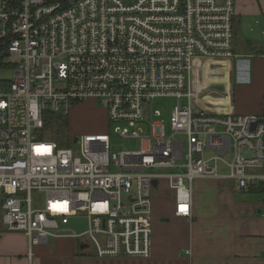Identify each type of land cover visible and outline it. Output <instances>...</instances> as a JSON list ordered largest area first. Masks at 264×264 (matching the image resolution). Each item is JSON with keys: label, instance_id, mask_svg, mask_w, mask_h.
I'll return each instance as SVG.
<instances>
[{"label": "built area", "instance_id": "1", "mask_svg": "<svg viewBox=\"0 0 264 264\" xmlns=\"http://www.w3.org/2000/svg\"><path fill=\"white\" fill-rule=\"evenodd\" d=\"M234 16L235 0H0V232H22L31 261L64 235L99 257L149 258L164 180L178 217L193 215L198 178L242 192L264 182V97L259 114L194 101L195 60L237 56ZM161 97L178 99L169 133ZM89 99L137 150L112 151L106 132L48 135L47 114ZM80 214L87 230L64 234Z\"/></svg>", "mask_w": 264, "mask_h": 264}, {"label": "crops", "instance_id": "2", "mask_svg": "<svg viewBox=\"0 0 264 264\" xmlns=\"http://www.w3.org/2000/svg\"><path fill=\"white\" fill-rule=\"evenodd\" d=\"M233 49L234 58L195 60L194 101L209 112L259 114L264 97V0H235ZM218 181V198L206 194L197 205L194 191L191 217L153 210L149 258L99 257L82 248L78 239L64 235L37 246L31 261L27 241L21 248L9 246V232L1 231L0 264H264V200L237 198L233 195L242 191L232 182ZM61 239L67 240L61 247L70 250L68 259L55 255L62 251Z\"/></svg>", "mask_w": 264, "mask_h": 264}, {"label": "rangeland", "instance_id": "3", "mask_svg": "<svg viewBox=\"0 0 264 264\" xmlns=\"http://www.w3.org/2000/svg\"><path fill=\"white\" fill-rule=\"evenodd\" d=\"M8 74L10 72H7ZM5 73H0V75H4ZM7 75V74H5ZM182 105H188L189 100L185 97L181 100ZM178 105V99L175 97H161L156 100L155 108L161 110L162 112V119L167 126V132H170V117L174 107ZM67 125L63 127L65 132L69 133V136H76L77 134H84V133H99V132H106L111 136V149L112 151H123V150H137L139 148V140L130 137H122L119 134L115 133L113 130V126L110 125L108 121V117L106 115L105 107L97 100H86L85 102L78 103L75 105L68 117H65L64 120ZM57 124L56 123H47L45 130L49 132L48 135L50 137H54L57 131ZM69 145H72V141H69ZM211 153H207L206 156H210ZM221 169H223L221 167ZM231 182L225 183V185L230 184ZM219 181L215 178H198L194 181V191H195V199L197 205L202 203V199L206 194H210L214 198H218L221 196L220 194V186L218 185ZM237 198L239 197H246L250 199H254L255 201H262L264 200V194H257V193H245V192H236L233 195ZM33 198L43 199L44 195L39 196L36 192L33 193ZM152 204L153 210L161 212L158 213L162 215L166 212L169 214L171 210L176 209L175 198L172 191H170L167 187V183L164 180L159 188L153 196H152ZM157 208V209H156ZM157 216V214H156ZM65 229L67 234H81L88 228V219L85 215H77L70 218V222L68 225L63 226L62 229ZM63 229V230H64ZM22 232L15 231L9 232L7 237L9 238V246H15V248H21L24 245ZM67 242V240L61 239L59 241L60 247L61 244ZM41 245V244H40ZM34 246V254L36 253V247ZM29 248V244L27 242V251ZM57 247H53L55 250ZM65 248V249H64ZM62 251L57 250L58 255L57 258H65L66 255L69 256L70 250H67L66 247H61ZM77 249V248H76ZM78 253L82 255L80 247H78ZM89 252H94V249L90 248ZM28 257V256H27ZM65 259H68L65 258Z\"/></svg>", "mask_w": 264, "mask_h": 264}, {"label": "trees", "instance_id": "4", "mask_svg": "<svg viewBox=\"0 0 264 264\" xmlns=\"http://www.w3.org/2000/svg\"><path fill=\"white\" fill-rule=\"evenodd\" d=\"M65 118L62 117L61 115L54 114V113H49L46 116V124L47 123H56L57 124V131L55 135V139L59 141L62 145H69V133L65 132L63 130V127L67 125V123L64 122ZM63 126V127H62ZM249 192H258V193H264V185H257L256 187L252 188Z\"/></svg>", "mask_w": 264, "mask_h": 264}, {"label": "water", "instance_id": "5", "mask_svg": "<svg viewBox=\"0 0 264 264\" xmlns=\"http://www.w3.org/2000/svg\"><path fill=\"white\" fill-rule=\"evenodd\" d=\"M247 155H250V154L247 153ZM154 184L157 185V184H158V181H155ZM81 247H82V248H85V247H87V245H86V244H81Z\"/></svg>", "mask_w": 264, "mask_h": 264}]
</instances>
